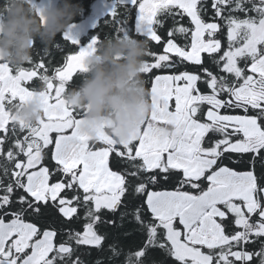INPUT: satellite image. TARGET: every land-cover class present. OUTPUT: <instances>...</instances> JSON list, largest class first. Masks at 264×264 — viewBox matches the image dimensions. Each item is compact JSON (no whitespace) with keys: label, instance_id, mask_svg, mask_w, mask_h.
Listing matches in <instances>:
<instances>
[{"label":"snow or ice","instance_id":"6c2138e0","mask_svg":"<svg viewBox=\"0 0 264 264\" xmlns=\"http://www.w3.org/2000/svg\"><path fill=\"white\" fill-rule=\"evenodd\" d=\"M209 9L211 22L203 18ZM133 12L137 31L157 45V30L169 18L173 26L162 52L150 51L153 62L145 61L154 110L132 142L104 135L90 141L80 132V113L62 99L98 38L52 69L43 58L20 69L0 64V130L8 134L0 137V264H81L76 249L102 246L106 236L97 225L128 195L144 197L134 219L146 230L148 250L165 251L171 264H264V0H121L111 17ZM185 16L193 27L180 23ZM178 36L190 41L181 45ZM37 82L44 119L25 128L11 121V107L32 96ZM169 123L180 127L179 135L165 136L155 126ZM173 177L174 190H155ZM47 207L69 224L83 208L82 231L69 229L67 239H58L62 230L28 220ZM255 244L259 249L249 250ZM145 255L136 251L129 264Z\"/></svg>","mask_w":264,"mask_h":264},{"label":"clouds","instance_id":"9594fccd","mask_svg":"<svg viewBox=\"0 0 264 264\" xmlns=\"http://www.w3.org/2000/svg\"><path fill=\"white\" fill-rule=\"evenodd\" d=\"M76 0H0V64L13 69L32 63L34 43L53 46L80 14ZM150 53L147 39L113 36L97 40L83 57L81 83L63 93L65 105L80 113V132L90 141L101 135L118 144L132 142L153 112L151 93L143 70ZM42 89L22 102H14L11 121L25 128L37 127L44 119ZM171 119V118H170ZM165 136L181 129L169 123L155 125Z\"/></svg>","mask_w":264,"mask_h":264},{"label":"trees","instance_id":"16d2710c","mask_svg":"<svg viewBox=\"0 0 264 264\" xmlns=\"http://www.w3.org/2000/svg\"><path fill=\"white\" fill-rule=\"evenodd\" d=\"M98 0H76L82 8L80 14L75 18L74 22L70 25L78 24L91 15L94 3ZM119 5L117 0L114 2V6L110 11L103 13L99 18H97L96 23L91 26L86 34L81 35L80 37L71 36L68 33V28L61 34H58L55 38L53 46L44 47L39 43V41L34 43L33 51V61L32 63L38 62L40 59H45L46 66L52 69L55 66H63V62L66 60V56L70 54H75L76 51L80 49L81 46L88 44L94 37L99 40H104L107 37L113 36H132L136 39H145L143 35L137 33L135 30V13H132L131 18H124L123 20L113 21L111 17L112 10ZM254 14V13H253ZM206 21H212V10L209 9V12L203 17ZM179 19V17H177ZM180 23L186 27H193L190 24V18L184 17L183 20H180ZM68 26V27H69ZM173 26V21L169 18L165 22L164 29H158V34L162 36L161 45H157L155 42L149 41L150 51L161 53L162 44L166 41L167 29ZM69 36L78 40V45H72L70 40H66L65 36ZM222 47H227L226 33L222 35ZM177 42L181 45L188 43L190 41V36L186 40L184 37H177ZM205 60L207 61V54H202ZM148 62H153L152 57H147ZM30 65L24 66V68L29 67ZM208 66L212 68L214 72L218 71L214 65L210 62ZM183 70V66L178 68L177 71ZM187 70L191 72H199V68L196 66L188 65ZM143 79L145 81V86L150 92L151 88V74H143ZM35 80V78H34ZM82 80L80 72L74 73L73 80L69 82L66 86V89L77 87ZM27 86L30 89L33 87L32 82H28ZM36 89H41L42 85L38 82L35 85ZM200 87L207 92L208 90L204 88L203 84ZM224 110H222L223 112ZM8 135L3 130H0V137ZM233 159H238V157L233 155ZM4 162V158L0 156V164ZM47 164L51 165L54 162L50 160L46 161ZM225 164L234 168L235 170H247V163H232L229 160L224 161ZM110 167L113 170H119V165L115 162L114 157H110ZM126 170V169H125ZM256 172L260 174L261 167L259 164L256 165ZM176 187V177L165 182L161 181L160 184L155 186V190H174ZM189 190V189H185ZM131 191V190H130ZM2 194V193H0ZM20 193L17 192L18 196ZM70 194V193H69ZM144 197L134 198L132 195H128L125 198V203L122 204L121 208L113 215L107 213L105 210L103 223L97 225V230L99 234L106 236L105 241L103 242L100 248H89L88 246H81L76 249V256L79 257L81 264H129V258H133L134 254L138 250L146 252V255L142 258H136L140 261V264H171L170 258L167 256L165 251L154 250L149 251L146 244V230L138 224L134 219V209L136 206L140 205ZM80 219L78 221H73L72 223H66L65 219L59 214L58 209L53 207H47L42 209V214L39 218L28 217L30 222H35L39 227L49 228L53 227L57 230H62V234L58 239H67V231L71 230H81L83 229L84 220V210L83 208L78 209ZM121 213L124 215L121 216ZM145 218H149L150 214L146 212V207L144 210ZM112 219L115 221L114 224H109L107 221ZM259 249V244L251 245L249 250Z\"/></svg>","mask_w":264,"mask_h":264},{"label":"rangeland","instance_id":"374dc122","mask_svg":"<svg viewBox=\"0 0 264 264\" xmlns=\"http://www.w3.org/2000/svg\"><path fill=\"white\" fill-rule=\"evenodd\" d=\"M114 2L115 0H98L97 2H95L91 15H89L87 18H85L83 21H81L78 24L70 25L67 29L68 33L71 36H77V37L86 34L88 29L96 23L97 18H99L103 13L110 11L113 8ZM135 30L137 33H140L137 31L136 21H135ZM88 44L83 45L80 48H85L87 47Z\"/></svg>","mask_w":264,"mask_h":264},{"label":"crops","instance_id":"0c3cea01","mask_svg":"<svg viewBox=\"0 0 264 264\" xmlns=\"http://www.w3.org/2000/svg\"><path fill=\"white\" fill-rule=\"evenodd\" d=\"M171 105L173 106L174 108V100L171 102ZM159 131L161 132V134H163V130L162 129H159ZM164 135V134H163Z\"/></svg>","mask_w":264,"mask_h":264},{"label":"water","instance_id":"95a60500","mask_svg":"<svg viewBox=\"0 0 264 264\" xmlns=\"http://www.w3.org/2000/svg\"><path fill=\"white\" fill-rule=\"evenodd\" d=\"M41 2H42V0H41ZM117 3L120 4L121 3V0H117Z\"/></svg>","mask_w":264,"mask_h":264}]
</instances>
